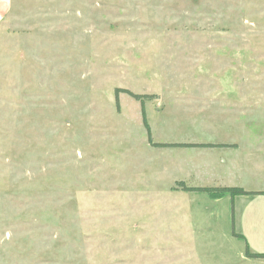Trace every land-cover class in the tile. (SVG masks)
<instances>
[{"label": "rangeland", "instance_id": "1", "mask_svg": "<svg viewBox=\"0 0 264 264\" xmlns=\"http://www.w3.org/2000/svg\"><path fill=\"white\" fill-rule=\"evenodd\" d=\"M262 28L264 0H12L0 264H239L257 244L237 234L239 202L183 185L227 181L222 109H236L222 92L237 90L222 55L264 53ZM117 88L149 95L151 139L141 101Z\"/></svg>", "mask_w": 264, "mask_h": 264}, {"label": "crops", "instance_id": "2", "mask_svg": "<svg viewBox=\"0 0 264 264\" xmlns=\"http://www.w3.org/2000/svg\"><path fill=\"white\" fill-rule=\"evenodd\" d=\"M11 6L12 0H0V20ZM254 33L256 38L264 39V28L254 29ZM222 68V86L225 80L230 83L231 78L237 93L230 96L222 92V108L231 101L236 110L222 109L220 161L228 177L220 184L240 186L250 192L232 197L234 213L239 202L237 221L243 227V232L237 234L244 237L249 232L257 240L254 246L249 242L242 249L239 264H264V257L247 254V250L264 253V53H252L248 57L242 53H223ZM247 108L253 112L246 113Z\"/></svg>", "mask_w": 264, "mask_h": 264}, {"label": "trees", "instance_id": "3", "mask_svg": "<svg viewBox=\"0 0 264 264\" xmlns=\"http://www.w3.org/2000/svg\"><path fill=\"white\" fill-rule=\"evenodd\" d=\"M122 91L128 93L129 95H131L135 99L141 101L144 125L147 128L149 139H151V136H152L151 126H150L149 121H148L146 107H145V103H146L145 98H146V96H149V95L135 93L129 89L117 88L116 89L117 101H119V93ZM152 143H153V141H152ZM153 144L161 146V145H168L169 143L158 142V143H153ZM173 144L182 145V146H196V145H199V146H220L219 144H215V143H182V144L173 143ZM183 186H184L185 190L205 192V193H208L210 196L216 197V198L222 197L226 192L231 193L232 197H235L236 195H240V194L250 193V192L246 191L243 187H240V186H233V187H226V186H187V185H183ZM234 234H236V233L234 232ZM247 254L249 256H252V257H264V253H251L249 250H247Z\"/></svg>", "mask_w": 264, "mask_h": 264}]
</instances>
